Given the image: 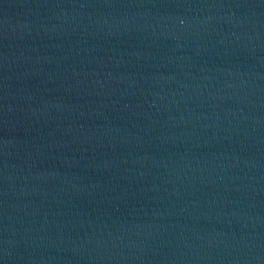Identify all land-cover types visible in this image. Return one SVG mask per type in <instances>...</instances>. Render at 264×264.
Returning <instances> with one entry per match:
<instances>
[{
  "label": "water",
  "instance_id": "water-1",
  "mask_svg": "<svg viewBox=\"0 0 264 264\" xmlns=\"http://www.w3.org/2000/svg\"><path fill=\"white\" fill-rule=\"evenodd\" d=\"M0 264H264V0H0Z\"/></svg>",
  "mask_w": 264,
  "mask_h": 264
}]
</instances>
